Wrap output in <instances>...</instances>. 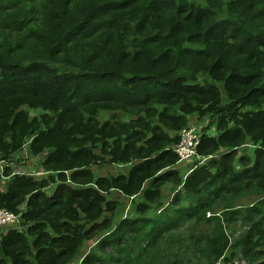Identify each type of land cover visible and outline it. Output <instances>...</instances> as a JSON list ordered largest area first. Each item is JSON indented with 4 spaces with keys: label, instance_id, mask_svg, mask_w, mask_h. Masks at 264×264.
I'll return each mask as SVG.
<instances>
[{
    "label": "trees",
    "instance_id": "obj_1",
    "mask_svg": "<svg viewBox=\"0 0 264 264\" xmlns=\"http://www.w3.org/2000/svg\"><path fill=\"white\" fill-rule=\"evenodd\" d=\"M0 161V264H264V0H0Z\"/></svg>",
    "mask_w": 264,
    "mask_h": 264
},
{
    "label": "built area",
    "instance_id": "obj_2",
    "mask_svg": "<svg viewBox=\"0 0 264 264\" xmlns=\"http://www.w3.org/2000/svg\"><path fill=\"white\" fill-rule=\"evenodd\" d=\"M201 142V133L200 129L197 125L192 124L188 127H185L181 131V139L180 142L177 144L175 148V152L179 156V162H188L192 159H197L201 162L206 161L207 158H204L201 156L198 152V148ZM23 164L26 163L24 160L22 162ZM5 162L0 161V174L3 173V169ZM35 172H30L29 169L25 168L24 165H19V167L16 169L14 173L26 175V174H40ZM65 173L68 175V171H65ZM21 216L20 214H16L10 210L0 208V229H6V228H17L21 222ZM246 263V262H245ZM244 261H236L235 264H245ZM209 264H231L228 262H225L223 258L216 262H212Z\"/></svg>",
    "mask_w": 264,
    "mask_h": 264
},
{
    "label": "rangeland",
    "instance_id": "obj_3",
    "mask_svg": "<svg viewBox=\"0 0 264 264\" xmlns=\"http://www.w3.org/2000/svg\"><path fill=\"white\" fill-rule=\"evenodd\" d=\"M32 114H35L34 112H32ZM108 113H104V119H106L107 117H108ZM203 124H205V122H196V125L199 127V128H202L203 127ZM201 130V129H200ZM210 132L211 133H217V129L215 128V126H212V128H211V130H210ZM43 157L44 156H42V157H39V158H35L34 159V161L32 162V161H27L26 163H25V165H24V167L25 168H27V169H29V170H32V171H41V167H40V164H39V162H41V160L43 159ZM194 161H197V160H195V159H193ZM194 161H191V163L192 162H194ZM183 165V164H182ZM190 166L188 165V164H184L181 168H180V172H181V174L182 175H187V173L189 172V168ZM122 171V172H127V170H126V168L125 167H122V168H118V169H115L114 170V173H116V172H118V171ZM49 189H51L52 191L54 190V188H49ZM169 195H171V190H169L168 192H167V195H166V198L167 199H169ZM113 196L115 197V198H117V199H119L120 198V195L118 194V193H114L113 194ZM121 200V199H120ZM121 204H120V208H119V211L120 210H122V202H120ZM126 212V211H125ZM125 212H124V210H122L121 212H120V214H119V216L117 217V218H119L120 216H121V214H125ZM128 212V211H127ZM118 223V222H117ZM235 226H237V225H235ZM6 230H8V228H6ZM184 231H185V236H187L188 234H189V231H187V230H185V228H183L182 229V234H184ZM177 246V245H176ZM180 247V246H179ZM181 250H184L183 249V246H181ZM87 251H88V249L87 248H84V249H82V252H81V255H85V254H87ZM114 252L112 251V248L111 247H106L105 248V253H104V251L103 252H100L99 253V250H98V248L97 247H95V249L93 250V254L95 255V256H98V255H100V256H98V257H104V258H109V254H113ZM191 253H188V257H189V255H190ZM80 258V257H79ZM78 262V259H76L75 261H74V263L73 264H78L77 263ZM245 263V262H244ZM246 264V263H245Z\"/></svg>",
    "mask_w": 264,
    "mask_h": 264
}]
</instances>
